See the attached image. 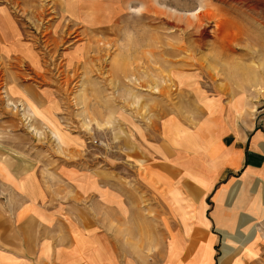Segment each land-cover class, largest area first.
Instances as JSON below:
<instances>
[{
    "label": "rangeland",
    "instance_id": "374dc122",
    "mask_svg": "<svg viewBox=\"0 0 264 264\" xmlns=\"http://www.w3.org/2000/svg\"><path fill=\"white\" fill-rule=\"evenodd\" d=\"M6 1L39 57L0 63V251L64 224L114 238L121 263L160 264L177 152L264 110V0H119L79 18L65 0Z\"/></svg>",
    "mask_w": 264,
    "mask_h": 264
},
{
    "label": "crops",
    "instance_id": "0c3cea01",
    "mask_svg": "<svg viewBox=\"0 0 264 264\" xmlns=\"http://www.w3.org/2000/svg\"><path fill=\"white\" fill-rule=\"evenodd\" d=\"M118 2L65 0V14L111 15L105 10ZM25 32L9 2L0 0V63L32 67L39 55L23 40ZM220 121L177 152L181 166L160 264H264V110L249 127L230 117ZM62 225V236L41 230L27 247L0 251V264H136L120 262L114 238Z\"/></svg>",
    "mask_w": 264,
    "mask_h": 264
},
{
    "label": "bare ground",
    "instance_id": "6f19581e",
    "mask_svg": "<svg viewBox=\"0 0 264 264\" xmlns=\"http://www.w3.org/2000/svg\"><path fill=\"white\" fill-rule=\"evenodd\" d=\"M200 14V13H199Z\"/></svg>",
    "mask_w": 264,
    "mask_h": 264
}]
</instances>
